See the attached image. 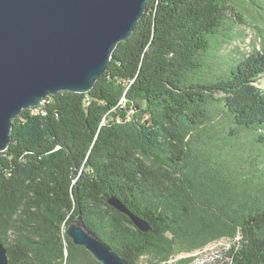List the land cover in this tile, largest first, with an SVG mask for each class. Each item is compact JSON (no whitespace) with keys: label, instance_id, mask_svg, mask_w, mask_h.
Segmentation results:
<instances>
[{"label":"trees","instance_id":"16d2710c","mask_svg":"<svg viewBox=\"0 0 264 264\" xmlns=\"http://www.w3.org/2000/svg\"><path fill=\"white\" fill-rule=\"evenodd\" d=\"M232 22L246 24L239 0H148L93 89L13 120L0 152L10 264H102L68 235L79 216L129 264L223 237L237 242L214 264H264V52L216 61Z\"/></svg>","mask_w":264,"mask_h":264},{"label":"water","instance_id":"95a60500","mask_svg":"<svg viewBox=\"0 0 264 264\" xmlns=\"http://www.w3.org/2000/svg\"><path fill=\"white\" fill-rule=\"evenodd\" d=\"M148 0H0V152L10 145L13 120L63 91L89 92L146 13ZM143 231L148 223L131 214ZM68 235L102 264H129L90 231L82 217ZM0 264H10L0 240Z\"/></svg>","mask_w":264,"mask_h":264},{"label":"rangeland","instance_id":"374dc122","mask_svg":"<svg viewBox=\"0 0 264 264\" xmlns=\"http://www.w3.org/2000/svg\"><path fill=\"white\" fill-rule=\"evenodd\" d=\"M239 3L246 24L230 23L231 43L226 44L219 53H214L215 60L221 63L249 53L264 52V0H239ZM263 79L259 84L264 87ZM129 114H132V110ZM254 137L255 132L244 131L242 140L248 147ZM236 242L235 239L223 237L194 250L175 242L168 254L151 250L144 252L139 256L138 264H214L225 257Z\"/></svg>","mask_w":264,"mask_h":264}]
</instances>
